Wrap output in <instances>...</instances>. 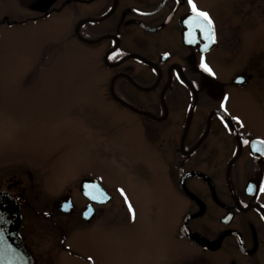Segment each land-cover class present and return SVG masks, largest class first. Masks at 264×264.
Here are the masks:
<instances>
[{"label": "flooded vegetation", "instance_id": "flooded-vegetation-1", "mask_svg": "<svg viewBox=\"0 0 264 264\" xmlns=\"http://www.w3.org/2000/svg\"><path fill=\"white\" fill-rule=\"evenodd\" d=\"M200 1L193 3L213 20L215 42L206 25L194 21L187 0H65L61 6H73L77 14L81 5L83 18L74 22L70 36L97 52L101 101L129 114L136 142L166 161L171 212L179 216L175 228L195 251L193 263L264 264V133L253 128L256 121L264 126V0H230L216 12ZM56 11L61 14L62 8ZM202 58L211 73L201 68ZM246 102L252 106L242 113ZM78 178L77 187L51 202L47 218L54 228L64 235V229L69 233L74 222L81 223L82 238L94 251L101 250L96 240L104 241L108 231L127 254L151 252L152 231L135 227L133 198L123 184L108 191L99 175ZM20 186L10 182L0 191L20 204L22 238L32 250ZM116 199L126 209V227L112 224L106 214ZM66 203L71 211H65ZM67 217V226L55 221ZM162 228L166 232L167 224ZM174 260L169 264L187 262Z\"/></svg>", "mask_w": 264, "mask_h": 264}, {"label": "rangeland", "instance_id": "rangeland-1", "mask_svg": "<svg viewBox=\"0 0 264 264\" xmlns=\"http://www.w3.org/2000/svg\"><path fill=\"white\" fill-rule=\"evenodd\" d=\"M43 1L0 0V190L18 182L25 191L24 230L32 255L40 264H169L177 258L194 264L195 251L182 243L175 228L179 216L171 212L175 204L168 196L172 188L166 161L136 142L129 114L101 101L97 52L70 36L74 22L83 18L81 5L74 14L73 6H61L65 0ZM229 1L201 0L200 5L216 12ZM44 13L51 16L33 22ZM241 106L243 113L252 104ZM253 128L264 133L259 121ZM87 172L99 175L108 191L123 184L133 198L135 227L152 231L151 252L147 247L142 257L137 251L127 254L108 231L104 241L96 240L101 250L94 251V244L86 245L82 238L81 223L74 222L69 233L64 229V235L54 228L47 218L51 202L77 187L78 177ZM106 212L112 224L128 226L118 199ZM55 221L67 226L70 220Z\"/></svg>", "mask_w": 264, "mask_h": 264}, {"label": "water", "instance_id": "water-1", "mask_svg": "<svg viewBox=\"0 0 264 264\" xmlns=\"http://www.w3.org/2000/svg\"><path fill=\"white\" fill-rule=\"evenodd\" d=\"M50 1L45 0L46 3ZM21 228L19 204L6 193L0 192V264H36L30 249L22 240ZM186 235L198 241V237L190 232Z\"/></svg>", "mask_w": 264, "mask_h": 264}, {"label": "snow or ice", "instance_id": "snow-or-ice-1", "mask_svg": "<svg viewBox=\"0 0 264 264\" xmlns=\"http://www.w3.org/2000/svg\"><path fill=\"white\" fill-rule=\"evenodd\" d=\"M191 11L193 13V19L194 21L199 25V24H203L206 25L207 30H208V37L215 42V32H214V22L213 20L210 18L209 14L206 11H202L199 10L195 3H193V0H187ZM201 68L206 71L211 73V69L204 63L203 58L201 59V63H200ZM221 107L223 108L224 106L221 105ZM233 119H237L235 117H233ZM227 126V125H226ZM121 191V195H124L123 190ZM261 192H264V187L260 188ZM127 202V200H126ZM129 211H132L131 205H129Z\"/></svg>", "mask_w": 264, "mask_h": 264}]
</instances>
